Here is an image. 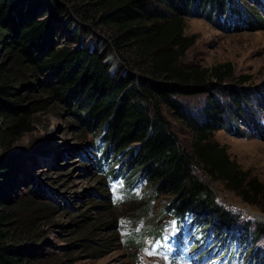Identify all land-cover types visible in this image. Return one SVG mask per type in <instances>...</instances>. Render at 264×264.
Listing matches in <instances>:
<instances>
[{
    "label": "trees",
    "instance_id": "obj_1",
    "mask_svg": "<svg viewBox=\"0 0 264 264\" xmlns=\"http://www.w3.org/2000/svg\"><path fill=\"white\" fill-rule=\"evenodd\" d=\"M251 1L261 4L259 0ZM195 5L196 15L198 8H208L210 19L224 14L231 16L230 20L239 17L242 25L232 26L235 30L258 25L257 30L264 29V23L254 20L237 0H81L80 4L71 0H0V120L12 124L24 118L29 109L21 105L19 91L24 89L28 97L37 87L41 98H50L71 112L83 134L96 137V171L107 179H116L121 174L118 167L115 169L116 162L126 156L125 163L135 180L150 186L154 201H165L161 211L177 223L194 226L201 246L210 243L208 249L212 250L205 255L217 250L233 261L236 248L246 246L243 241L247 234L253 236L254 242L264 238V226L237 228V215L218 203L211 185L201 180L196 171L224 185L244 203L263 207L264 186L242 173L214 138L217 131L224 129L234 136L244 135L240 124L246 128L250 125L251 133L261 127L253 123L250 111L241 108L246 97L242 88L230 91L233 110L211 95L201 112L203 116L197 120L180 107L179 98L212 88L216 92L224 90L216 83L225 80L220 74L214 72L211 78L204 70L211 78L208 81L203 73L193 68L185 70L179 63L194 43L183 35V20ZM67 7L82 25H75L72 35L65 39L56 23L68 14ZM91 11L98 14L91 16ZM216 22L220 25V19ZM85 24L103 28L110 50L120 55L127 69L123 74L109 73L110 67L104 62L109 49L98 50L99 39H92L89 46L72 47L70 38L80 39L79 35L88 31ZM131 53L134 61L127 57ZM165 109L189 127L193 136L191 152L172 131ZM8 130L0 132V146H4L2 133L13 138V132ZM13 167L0 162V264H30L27 251L33 246L26 241L23 245L16 242L15 215L6 201L11 181H15ZM19 183L24 186L25 182ZM30 195L24 200L25 206L34 200L40 202L34 190ZM112 226L113 223L105 224ZM232 245L235 246L231 248ZM262 256L254 255L253 262L263 264ZM241 261L250 262L243 258Z\"/></svg>",
    "mask_w": 264,
    "mask_h": 264
},
{
    "label": "rangeland",
    "instance_id": "obj_2",
    "mask_svg": "<svg viewBox=\"0 0 264 264\" xmlns=\"http://www.w3.org/2000/svg\"><path fill=\"white\" fill-rule=\"evenodd\" d=\"M71 1L81 3V0ZM237 1L248 9L254 20L264 23V0H259L260 5L251 0ZM204 8L197 9L199 15L194 10L184 17L183 35L194 43L179 63L185 70L193 68L203 73L205 78L204 70L211 78L214 72L220 74L225 80L216 83L223 85L224 90L216 92L212 88L203 94L179 98L180 107L197 120L203 116L201 112L207 108L210 95L233 110L230 91L246 90L241 108L250 111L253 123L261 129L251 133L250 125L246 128L240 124L244 135L234 136L224 129L217 131L214 138L226 148L230 160L242 173L264 186V29L257 30L260 26L257 28L255 23L257 27L235 30L232 26H241L242 21L239 17L230 20L231 16L225 14L219 17L222 28L216 22L217 16L208 18V8ZM94 13L98 14L97 11L89 14ZM75 25L79 27L82 22L69 8L68 14L56 23L65 39L72 35ZM85 27L88 31L84 30L80 39L70 38L72 47L89 46L92 39H99L98 50L109 49L104 61L110 67L109 73L115 75L121 71L123 74L127 69L122 66L120 55L110 50L103 28L91 24ZM127 57L135 60L133 53ZM26 92L19 91L21 105L29 109L24 118L12 124L0 120V132L7 129L13 132L11 139L5 133L1 135L4 146H0V162L14 166L15 181H11L6 201L15 215L16 242L23 245L26 241L33 246L27 251L30 264H241L242 258L255 264L254 255L263 257L264 238L254 242L250 234L243 241L246 246L236 248L233 261L227 260L225 252L217 250L210 256L205 255L212 250L208 249L210 243L201 246L199 234L194 235V226L181 224L182 221L177 223L161 211L165 201L162 198L154 201L150 186L135 180L125 163L126 156L117 160L119 165L115 163V169L121 170L120 176L107 179L93 166L96 137L83 134L71 112L50 98H41L37 87L32 90V96L25 97ZM228 114L227 111L225 117ZM164 115L180 143L191 152L193 136L189 127L178 121L170 110L165 109ZM89 146L92 148L88 150ZM196 173L211 185L218 203L237 215V228L245 225L251 230L256 224L264 226L261 218L264 206L248 205L224 185L212 182L199 171ZM19 181H24V186ZM33 190L40 202L34 200L25 206L24 200ZM106 223L113 226L105 227ZM153 248L156 254L148 255L146 250Z\"/></svg>",
    "mask_w": 264,
    "mask_h": 264
},
{
    "label": "snow or ice",
    "instance_id": "obj_3",
    "mask_svg": "<svg viewBox=\"0 0 264 264\" xmlns=\"http://www.w3.org/2000/svg\"><path fill=\"white\" fill-rule=\"evenodd\" d=\"M174 227V226H173ZM156 244H159V241H156L155 242ZM147 251V254L148 255H155L156 254V251H155V249L153 248V249H149V250H146Z\"/></svg>",
    "mask_w": 264,
    "mask_h": 264
},
{
    "label": "bare ground",
    "instance_id": "obj_4",
    "mask_svg": "<svg viewBox=\"0 0 264 264\" xmlns=\"http://www.w3.org/2000/svg\"><path fill=\"white\" fill-rule=\"evenodd\" d=\"M259 218V217H258ZM262 218V220H264V217H261Z\"/></svg>",
    "mask_w": 264,
    "mask_h": 264
}]
</instances>
